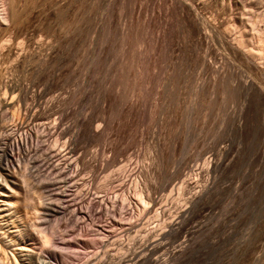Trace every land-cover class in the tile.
Instances as JSON below:
<instances>
[{"label":"rangeland","instance_id":"rangeland-1","mask_svg":"<svg viewBox=\"0 0 264 264\" xmlns=\"http://www.w3.org/2000/svg\"><path fill=\"white\" fill-rule=\"evenodd\" d=\"M169 2L0 0V137L31 131L39 147L19 153L15 180L35 172L13 208L0 204V230L19 237L21 213L33 250L52 264H264V113L244 84L255 71L217 39L214 73L201 62L205 40ZM200 2L219 32L246 29L256 41L251 27L264 29V0ZM137 177L171 228L149 219L154 209L140 218L141 203L117 189ZM75 204L84 218L71 215ZM41 228L72 246L42 244ZM4 245L0 264H19Z\"/></svg>","mask_w":264,"mask_h":264},{"label":"bare ground","instance_id":"bare-ground-1","mask_svg":"<svg viewBox=\"0 0 264 264\" xmlns=\"http://www.w3.org/2000/svg\"><path fill=\"white\" fill-rule=\"evenodd\" d=\"M171 2V0H170ZM169 2V3H170ZM177 2V1H176ZM174 0V3H176ZM179 3V2H177ZM180 17L181 15H183L182 13H184L185 15H183L184 17L187 16V21L193 26L195 27L197 34H198V38H203L202 40H205V49L203 51V55H201L202 57V63L206 64V66H208L209 68H211L212 70H214V73H217V69H213L214 63H213V58L214 55L213 54V48L212 46L214 45V43L216 42L215 40L218 39V43L220 44V47L222 45L223 49L228 50V54L231 53L232 55V59H235L234 57H238V59H240L241 63H243L247 69L249 71L254 70L255 74L254 76H251L252 74H250V77L245 81V85L247 87V95L250 98H255L257 99V101L262 105L263 108V113H264V46L260 45L262 42V44L264 45V39L259 37L261 36L260 34L263 33L264 29L261 28L259 25L258 26H254L253 28L251 27V29H253V35H255L257 37V40L259 43L256 44V41H250L248 39V36L250 35L249 32L246 29H242L240 27V29H242L241 31H239V33L237 32V35L233 36L231 35V33L228 31L227 28H224V30L222 32H219L216 30V24L213 22V20H211L212 18H208L207 16L201 15L200 12L197 11V9L200 6L201 2L200 0H180ZM208 4V3H207ZM203 5V4H202ZM167 9V8H166ZM201 9V8H200ZM182 16V17H183ZM0 17L3 18V14L0 12ZM5 17V16H4ZM210 17V16H209ZM5 19V18H4ZM247 19V17H246ZM182 20V19H181ZM184 21V20H183ZM242 21V20H241ZM186 23V22H185ZM220 24V23H219ZM245 24V23H244ZM248 25V24H247ZM253 25V24H252ZM244 28V27H243ZM246 28V27H245ZM188 29V28H187ZM191 29H193L191 27ZM220 30V29H219ZM249 30V29H248ZM189 31V30H188ZM251 32V31H250ZM200 38V39H201ZM199 39V40H200ZM217 43V42H216ZM203 45V43H202ZM215 46V45H214ZM222 49V50H223ZM212 50V51H211ZM225 50V51H226ZM215 53V52H214ZM222 53V52H220ZM226 54V53H224ZM227 54V55H228ZM222 61L223 59H225L224 63H228V60L230 61V58L228 59V56H224L223 54L221 55ZM199 57V56H198ZM237 60V59H236ZM239 62V60H238ZM240 63V62H239ZM225 65V64H224ZM228 66V65H227ZM216 68V67H215ZM223 68V67H222ZM229 71V70H228ZM233 71V70H232ZM253 71V72H254ZM236 72V71H235ZM223 73V72H222ZM219 74V73H218ZM230 74V73H229ZM198 75V74H197ZM213 75V74H212ZM224 75V74H222ZM181 77V76H180ZM223 77V76H222ZM225 77V76H224ZM248 77V76H247ZM246 79V78H245ZM222 90V89H221ZM226 92V91H225ZM246 92V91H245ZM224 93V92H223ZM5 109L8 107L9 102L4 101L2 104ZM8 109V108H7ZM263 116V115H262ZM40 121V120H39ZM55 122V121H54ZM58 123V122H56ZM40 125V124H39ZM41 125H43V123H41ZM44 126H46L44 124ZM56 126V125H55ZM50 128V127H49ZM48 128V131H49ZM53 127H51L52 129ZM43 129H45L43 127ZM47 129V128H46ZM15 130V129H14ZM19 130V129H18ZM14 131L13 134L10 136L8 135L7 137H0V204L4 206V209H10L11 207L13 208V206H15V203L17 197H18V189H21L22 186L25 187V184H27V179H26V175H30L31 173H34L35 170L30 171V167L26 166L25 171H20L18 173V175L20 174L21 176V182L20 184L15 180L14 175L16 174L15 170H14V165L15 164H19L21 162V158H24L28 153H30V151H37L39 150L38 148V139L35 140L33 133L31 131ZM37 130L40 131V129H36L35 134L37 132ZM42 130V129H41ZM55 130V129H54ZM61 130V129H60ZM63 130V129H62ZM47 131V130H45ZM44 132V131H43ZM53 132V131H52ZM39 133V132H38ZM55 133V131H54ZM53 133V135H54ZM43 134V133H42ZM46 134V133H44ZM48 134V133H47ZM52 134V133H51ZM61 132L59 131L58 133H56L54 141H53V145L57 146L59 138L62 137L61 136ZM38 135V134H37ZM41 135V132H40ZM39 136V135H38ZM42 136V135H41ZM50 136V135H49ZM44 137V136H43ZM49 142V141H48ZM65 142V141H63ZM63 144V143H62ZM51 145V144H50ZM54 148V147H53ZM47 149H52L49 147H47ZM24 152L25 156H20L19 153ZM48 153V152H46ZM51 156V155H50ZM44 157V156H43ZM31 158H33V156H31ZM69 158V157H68ZM35 159V158H34ZM37 159V158H36ZM50 159V158H49ZM66 159V157L64 158ZM63 159V160H64ZM23 160V159H22ZM76 159H70L69 161L66 162V160L61 163L57 162L56 166L59 167L60 164H65V169L68 168L73 162H75ZM217 162V161H216ZM31 161L29 160L28 164H30ZM51 163V162H50ZM217 163H214V165H216ZM16 165V166H17ZM49 165V164H47ZM52 166V164H50ZM73 165V164H72ZM63 166V165H60ZM77 166V165H76ZM75 166V167H76ZM20 167V166H19ZM33 167V166H32ZM55 167V165H54ZM54 167H52L54 169ZM64 167V166H63ZM56 168V167H55ZM60 168V167H59ZM58 168V169H59ZM77 168V167H76ZM20 169V168H18ZM33 169V168H32ZM36 169V168H34ZM52 169V170H53ZM57 169V168H56ZM71 169V168H70ZM61 170V169H60ZM59 170V171H60ZM63 170V169H62ZM61 170V171H62ZM77 170V169H76ZM74 168V172H77ZM60 171V173H61ZM67 171V170H66ZM72 171V173H73ZM48 172V171H47ZM46 172V173H47ZM65 172V171H63ZM50 172H48L47 174H49ZM40 175V174H39ZM76 175V173H75ZM78 175V174H77ZM141 178V177H140ZM139 177H137V179L131 180L129 181V179H126L125 181L122 182V184L119 185V187L117 188L118 190L123 189L122 191L124 192L122 196H124V199H128L130 203H133L135 205V207L137 206V203H141V205L143 206V210L142 212L139 214L140 218H143L144 215H147V213H150L151 210L154 209V213H153V217L149 215V219H155V221L157 222L156 224L159 225L158 226H165V227H169L171 228L175 223H173V221L170 222H165V211L164 208L161 207H155L156 201L153 197H151L148 194H143V190L142 188H140V186L144 187V183L143 181L140 180ZM46 179V178H45ZM48 179V178H47ZM82 179V178H81ZM89 179H87V181H85L84 179L81 180L83 182H85L84 184L89 187ZM24 182V185H23ZM41 184V182H40ZM45 184V183H43ZM89 184V185H88ZM125 187V188H124ZM184 187V186H183ZM25 189V188H24ZM117 190V191H118ZM120 192V191H119ZM195 193V192H194ZM193 193V194H194ZM17 195V196H16ZM195 195H197L196 193L194 195H192L190 200H195ZM118 196V194L114 197L111 196L109 197L111 200V202L114 204L116 203V197ZM198 196V195H197ZM28 197V195H27ZM157 199V198H156ZM197 199V198H196ZM75 202V201H74ZM19 203V202H18ZM51 203V202H50ZM73 203V201H72ZM160 203V202H159ZM18 207V205H17ZM47 207V206H46ZM56 207V206H55ZM59 207V206H58ZM164 207V206H163ZM3 208V207H0ZM15 208V207H14ZM57 208V207H56ZM48 209V208H47ZM60 209V208H59ZM16 211V209H13ZM49 210V209H48ZM51 210V209H50ZM66 209L63 208L62 211L64 212ZM3 211V210H1ZM47 211V210H46ZM54 211V210H53ZM14 212V211H13ZM58 212V211H57ZM15 213V212H14ZM19 213V212H18ZM48 214V213H47ZM76 214H80V216H82L84 218V216H86V212L82 211V208L78 205L75 204V207L72 210V216L76 215ZM3 215V214H2ZM54 215V214H53ZM52 215V216H53ZM47 216V215H46ZM143 216V217H142ZM164 216V217H163ZM152 217V218H150ZM16 219L18 222H16L19 226V237L16 238V229L14 230H9L7 228H9L7 226V230H0V239H3L5 241V245H7L8 247H13L12 251H14V255L17 259H19V264H29V261L33 258L36 257L37 260H39L40 262H38L37 264H52L51 263V257L50 256H45L43 254L38 255L36 252L38 251H34L33 249L35 248L34 246V239L30 238L29 236L26 235L25 229L24 227L21 228L22 225V220L23 217L20 214H16ZM59 219V217L57 218ZM47 220V219H46ZM153 221V220H152ZM151 221V222H152ZM9 222V221H7ZM6 222V223H7ZM135 222V221H134ZM43 223V222H42ZM42 223H40L42 225ZM185 223V222H184ZM10 224V223H9ZM15 224V223H14ZM3 225V223H2ZM37 225V224H36ZM4 226V225H3ZM16 226V225H15ZM154 226V225H153ZM157 226V227H158ZM135 227V226H134ZM131 228L133 227H129L127 228L128 231L131 230ZM2 229V227H1ZM162 229V227H161ZM9 230V231H8ZM138 231V230H137ZM108 232V231H107ZM139 232V231H138ZM7 233H10L9 235H7ZM40 233V240L42 244L51 242L52 244H55L56 246L60 245V243H63L65 246L71 247L72 243L69 240H66L65 238H60L57 239L55 238L54 233H47L43 228L40 229L39 231ZM56 234H58V231L56 230ZM111 233L110 234H106L104 235V238L101 240V242H99L100 244H98L97 246L95 244H92L93 246L90 245H86L84 248L90 246V247H94V248H100V247H104L106 244L109 243V238L111 237ZM123 236V235H122ZM121 236V237H122ZM138 236V235H137ZM142 236V235H141ZM8 237V239L6 238ZM121 237H119V240H117V246L121 249L124 248L122 242H124ZM55 238V240H54ZM141 238H145V237H141ZM111 239V238H110ZM133 239V238H132ZM115 242V241H114ZM113 242V243H114ZM2 243V241H1ZM36 244V243H35ZM131 243H128L127 246V250L130 248ZM4 245V246H5ZM6 246V247H7ZM63 246V245H62ZM148 246V245H147ZM159 246V245H158ZM157 246V247H158ZM5 248V247H4ZM81 248V247H80ZM114 248V247H113ZM117 248V247H116ZM115 248V249H116ZM43 249V248H42ZM152 249V248H151ZM97 250V249H96ZM99 250V249H98ZM97 250V251H98ZM109 250V249H108ZM96 251V253H94V255L96 257H99L98 255L103 251H100V253H98ZM122 252V251H121ZM120 252V253H121ZM98 253V254H97ZM106 252H103L102 254H105ZM130 253V252H129ZM12 257L15 259V257ZM47 254V253H46ZM88 254V253H87ZM92 254V253H91ZM107 254V253H106ZM89 256V255H88ZM93 256V255H92ZM94 256V257H95ZM120 256V255H119ZM126 256V255H125ZM95 257V259H96ZM124 257V256H123ZM53 259V258H52ZM88 259H86L87 261ZM91 260V258L89 259ZM93 260V259H92ZM148 260V259H146ZM16 261V259H15ZM33 261V260H32ZM53 261V260H52ZM18 262V261H17ZM31 264V263H30Z\"/></svg>","mask_w":264,"mask_h":264}]
</instances>
